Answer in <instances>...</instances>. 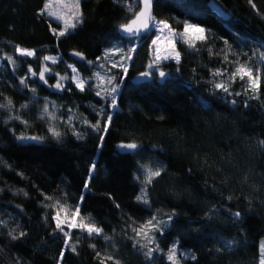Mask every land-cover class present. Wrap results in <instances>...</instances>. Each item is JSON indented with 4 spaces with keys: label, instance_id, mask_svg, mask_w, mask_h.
I'll return each mask as SVG.
<instances>
[{
    "label": "trees",
    "instance_id": "1",
    "mask_svg": "<svg viewBox=\"0 0 264 264\" xmlns=\"http://www.w3.org/2000/svg\"><path fill=\"white\" fill-rule=\"evenodd\" d=\"M139 8L140 0H81L82 22L67 21L76 27L58 36L65 8L58 20L48 0H0V264H173V247L177 264H260L264 0H153L155 21L183 38L180 61L155 71L154 31L119 35ZM187 25L204 37L187 41ZM239 64L259 70L255 92L245 91L247 76L230 80ZM146 72L152 81L132 82ZM52 107L53 124L44 117ZM122 143L139 147L119 154ZM155 170L161 175L143 183ZM48 200L79 207L103 231L66 238ZM149 220L154 227L133 231Z\"/></svg>",
    "mask_w": 264,
    "mask_h": 264
},
{
    "label": "snow or ice",
    "instance_id": "2",
    "mask_svg": "<svg viewBox=\"0 0 264 264\" xmlns=\"http://www.w3.org/2000/svg\"><path fill=\"white\" fill-rule=\"evenodd\" d=\"M151 4H152V0H143V5H144L143 9L140 12H138L136 14L135 18L132 19L129 23L124 24V25L121 26L123 31L126 32V33H129V34L135 35V34L139 33L141 28L147 29L148 26H149V23L153 20V18L151 17ZM75 6L77 8V14L75 15L74 19H76L77 22H82V21L79 20V15H81L79 13V11H78V9H79V0H76V5ZM46 7H47V5H46ZM41 14H43V13H41ZM48 15L55 16V13L54 12H49ZM56 19L60 20V19H63V18L59 17V16H56ZM160 23L164 24V27H168V25L165 22L161 21ZM70 27L71 28H75L76 24L75 23L69 24L65 20L64 24H63V28L58 33L56 32L55 29H53V32H54V34H57L58 36H63V35H65V33L68 31V29ZM189 29H191L193 31H196V32H199L201 34L204 32V29L196 27V26H193V25H187L186 26V31L189 30ZM161 30H163V29H161ZM181 35H183V34H181ZM16 51L20 55H24V56H33V55H35L34 50L23 49V48H20V47H17ZM133 51H134V49H133ZM74 54L78 55V56L82 55L80 53H74ZM175 58L177 59V62H179V53L176 54ZM261 59L264 60V57H261ZM44 60L51 61L52 63L56 62V58H54L52 56H45ZM152 67H153V65L149 64V68H152ZM47 70L48 69L45 68V71H47ZM124 71L126 72L127 69L125 68ZM254 72H255V74H254ZM33 74L35 75V73H33ZM149 74L150 73H147V72L143 73V75H145V76H148ZM159 74H160L161 77L165 76V73L163 71H161ZM214 75H220V73L217 72V73H214ZM237 75H239L241 80H243L244 77L247 76L248 84H247V88L245 89L246 92L248 90H252L253 92H255L259 88V70L258 69H255L254 67H249L247 64H239V66L235 69V71L233 72L232 76L230 77V80L234 81ZM40 79L41 80L44 79L43 72L40 73ZM112 79H114V77ZM83 85H84L83 81H77V87H79L82 91H83ZM55 87L56 88H62V85L60 83H57L55 85ZM214 87L217 88V89H221L224 92H228L229 91L228 87L223 82L215 83ZM111 91H112V93H115L117 91V88L113 87ZM99 94L100 93L97 92V95H99ZM236 94L239 95V93H236ZM252 98H259V97H258V95H254ZM9 103H11V102L9 101ZM232 103L235 104L236 101H232ZM0 106H2V105H0ZM112 106L115 107L114 97H113V105ZM104 119L106 120V123H110L111 120H112V116L111 115H107L106 117H104ZM93 127L99 129L100 125L96 124V125H93ZM104 131L106 132L107 128H105ZM53 134L56 135V136L60 135L58 132H55V131H53ZM76 134L79 136V133H76ZM21 139H24V137H21ZM32 139H35V137H32ZM260 143L262 145H264V140L260 141ZM118 147L120 149H126V150H130V151H135L139 146L136 143H127V144L122 143ZM92 170L93 171L95 170V164L92 165ZM160 175H161L160 170L150 171L148 173L147 182L151 183V180H152L153 177H158ZM137 199H143V196L138 197ZM144 202L147 203V200L145 199ZM78 213H79V207H77L75 209L73 215L75 216ZM58 215L59 214H57V217H56V219H57V224H56L57 229L60 232H62L63 235L66 238H70L71 237L70 232L65 231L64 228L61 226V223L59 221ZM234 215L236 217H239L240 213L236 212ZM70 226L71 227H79L80 230L86 231L89 236H91L93 234L100 235L101 232L103 231L101 228H98L94 223H81V224L73 223ZM148 227H154V225H153L151 220H149L146 225L140 226V228H133V231L136 232L137 235H140L141 232H143V230L145 228H148ZM21 235H23V233H21ZM13 238L15 239L16 237H13ZM105 239H108V237H105ZM65 246L66 247H71V250L75 251V246L74 245L66 244ZM93 247H94V245H93ZM152 251H153V249L150 248L148 250V253H146V254L147 255H151ZM175 253H176V248L173 247L170 250L169 255H168V259L171 260L173 262V264H177V261L175 259ZM261 257L262 258L260 260V264H264V244L261 245ZM194 258L195 257H193V259ZM60 259L61 260L63 259V253H61ZM116 264H118V262H116Z\"/></svg>",
    "mask_w": 264,
    "mask_h": 264
},
{
    "label": "rangeland",
    "instance_id": "3",
    "mask_svg": "<svg viewBox=\"0 0 264 264\" xmlns=\"http://www.w3.org/2000/svg\"><path fill=\"white\" fill-rule=\"evenodd\" d=\"M81 0H79L80 4ZM50 10L51 12L55 13V16L60 14L62 10L65 8L66 9V21L72 22L75 16V13L77 12L76 8V0H48ZM168 25V24H167ZM195 26V25H193ZM198 27V26H196ZM200 28V27H199ZM163 29V30H161ZM204 29V28H202ZM205 30V29H204ZM153 31L155 33L154 38H153V43H152V51H151V56H152V65L153 67L151 69L158 70L157 66L160 64L170 62V61H175L177 62L176 54L179 53L177 49V42L179 38L181 39L182 36L178 33H176L174 30L171 29V27L168 25V27H164V24L157 23L155 20L153 22ZM184 38L187 39V41L195 43L196 41L202 39L204 37V32L201 34L199 32L193 31L191 29L185 30L184 31ZM183 39V38H182ZM179 61H180V53H179ZM126 68V65L122 67L124 70ZM44 77L47 73H49V70L45 71V68L42 70ZM161 72V71H158ZM41 80V79H40ZM98 81L101 86H104L107 84V82L104 80L102 76H98ZM41 82L45 83V78L41 80ZM54 90H57L58 88L56 87H51ZM111 91V90H110ZM110 95H113L112 91ZM55 110L54 107L50 109V111H46L45 118L47 117V121L51 124L54 123V117H55ZM43 116V115H42ZM50 133L53 134V129L50 127L49 128ZM56 136V135H54ZM150 171H145L142 175L143 183H148L147 182V177L148 173ZM156 178L153 177L152 180ZM151 180V181H152ZM145 191H142L140 194V197L143 196L145 198ZM46 207L54 213L55 218L58 215L59 221L61 223V226L64 227V230L67 232H70V234L74 230H80L79 227H71L70 225L75 223V224H81V223H91L89 218L81 216L79 213L76 214L75 216L73 215V211H70L66 207L60 205L57 202H51L48 200ZM86 232V231H82ZM69 239V238H68ZM262 258V257H261Z\"/></svg>",
    "mask_w": 264,
    "mask_h": 264
},
{
    "label": "water",
    "instance_id": "4",
    "mask_svg": "<svg viewBox=\"0 0 264 264\" xmlns=\"http://www.w3.org/2000/svg\"><path fill=\"white\" fill-rule=\"evenodd\" d=\"M143 7H144L143 0H140V8H139V11L138 12H140L143 9ZM151 17L153 18V20L149 23V26H148L147 29L141 28L138 34L132 35V34H129V33L124 32L123 29L120 28L119 35L121 37H123L124 39H134V38L136 39V38H141L143 36H147V35H151L152 34V32H153V22L155 20L154 19V16H153V0H152V4H151ZM71 56L74 57V58H76V59H79V60H83L84 59V56H82V55L81 56H78V55H75L74 53H72ZM163 78H164V76L162 77V80H163ZM152 79H153V77L150 74L148 76H145L142 73V74H139V75L135 76L132 79V82L134 84H140V83H144V82H150V81H152ZM118 146H117V151H118L119 154H125V153L130 152V150L120 149ZM236 218H238V217H236Z\"/></svg>",
    "mask_w": 264,
    "mask_h": 264
},
{
    "label": "bare ground",
    "instance_id": "5",
    "mask_svg": "<svg viewBox=\"0 0 264 264\" xmlns=\"http://www.w3.org/2000/svg\"><path fill=\"white\" fill-rule=\"evenodd\" d=\"M153 69H151V71H152Z\"/></svg>",
    "mask_w": 264,
    "mask_h": 264
}]
</instances>
